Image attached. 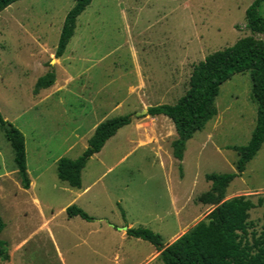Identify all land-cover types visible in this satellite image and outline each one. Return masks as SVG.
I'll return each mask as SVG.
<instances>
[{"label":"rangeland","instance_id":"obj_1","mask_svg":"<svg viewBox=\"0 0 264 264\" xmlns=\"http://www.w3.org/2000/svg\"><path fill=\"white\" fill-rule=\"evenodd\" d=\"M250 1L90 0L59 57V28L74 0H16L0 10V114L23 136L29 179L22 188L3 123L0 238L8 258L0 264H159L148 259L152 244L119 227H147L164 244L205 218L213 205L197 200L209 187L204 174L235 171L237 153L228 146L245 144L254 125L248 73L219 85L215 115L185 142L180 161L171 156L170 120L135 113L173 103L193 64L250 34ZM258 13L264 18V1ZM49 70L52 84L34 93ZM123 114L133 121L88 157L80 187L58 180L57 159L78 156L95 124ZM236 195L253 204L245 220L250 243L263 223L264 140L226 186L224 199ZM69 204L93 219L68 218Z\"/></svg>","mask_w":264,"mask_h":264},{"label":"trees","instance_id":"obj_2","mask_svg":"<svg viewBox=\"0 0 264 264\" xmlns=\"http://www.w3.org/2000/svg\"><path fill=\"white\" fill-rule=\"evenodd\" d=\"M16 0H0V10ZM264 0H251L244 10V26L250 34L237 38L232 44L206 54L192 65L187 87L173 103H161L146 107L149 116L163 115L172 123L175 136L170 141L171 156L182 159L185 142L195 131L201 130L215 113L214 98L219 85L235 73L247 72L251 97L255 103V121L245 144L228 146L237 153L235 171L205 173L209 182L206 191L197 196L203 204L213 205L204 219L182 232L171 242L162 244L157 232L144 226L127 227L125 234L145 240L158 251L161 264H264V209L262 229L249 243L244 238L247 211L253 204L244 195L224 199L225 188L231 179L241 173L245 164L254 156L264 140V42L253 34L264 35V18L258 6ZM90 0H74L65 12L54 49L59 57L73 34L77 15ZM54 80L52 70L36 78L33 92L48 87ZM130 114L117 115L99 121L86 139V145L75 158L59 157L55 174L68 186L80 187V171L90 155L99 151L104 142L118 128L130 122ZM4 120L0 114V126ZM4 137L12 150V159L22 188H27L29 179L24 164V142L21 132L10 125L3 127ZM180 170V165L178 164ZM70 218L91 221L80 207L69 204L64 209ZM4 226L0 218V231ZM239 232L241 234H239ZM8 258L5 242L0 238V260Z\"/></svg>","mask_w":264,"mask_h":264},{"label":"crops","instance_id":"obj_3","mask_svg":"<svg viewBox=\"0 0 264 264\" xmlns=\"http://www.w3.org/2000/svg\"><path fill=\"white\" fill-rule=\"evenodd\" d=\"M131 121H133L132 119H131ZM134 125L133 126H135L136 125V123H133ZM96 125V124H95ZM94 125V126H95ZM94 126H93V128H94ZM93 128H92V130H93ZM91 130V131H92ZM116 133V132H115ZM114 135V134H113ZM112 135V136H113ZM112 136H110V137H112ZM109 137V138H110ZM87 189V186H85V187H83V188H81V192H83L84 190H86ZM126 228H127V226H126ZM122 234H125V231L122 233ZM181 234V233H180ZM180 234H177L176 236H174V237H172L168 242H166V243H164V245L165 244H167V243H169V242H171L174 238H176L178 235H180ZM157 254H158V251L156 250V249H154V250H152L151 251V254H150V256H149V258L148 259H150L151 261L152 260H155V259H157ZM116 256L114 255V258H115ZM159 264H161V263H159Z\"/></svg>","mask_w":264,"mask_h":264},{"label":"water","instance_id":"obj_4","mask_svg":"<svg viewBox=\"0 0 264 264\" xmlns=\"http://www.w3.org/2000/svg\"><path fill=\"white\" fill-rule=\"evenodd\" d=\"M143 113H146V109L145 108L140 109V111L136 112L135 115L143 114ZM4 126H5L6 129H9V127H10V125L8 123H4ZM119 229H122V230L125 231L126 226H121V227H119Z\"/></svg>","mask_w":264,"mask_h":264}]
</instances>
